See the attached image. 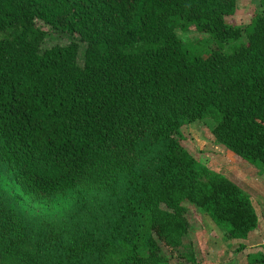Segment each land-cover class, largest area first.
Here are the masks:
<instances>
[{
  "label": "trees",
  "instance_id": "trees-1",
  "mask_svg": "<svg viewBox=\"0 0 264 264\" xmlns=\"http://www.w3.org/2000/svg\"><path fill=\"white\" fill-rule=\"evenodd\" d=\"M258 6L234 25L235 0H0V264H199L185 203L244 241L249 196L180 129L210 118L264 173Z\"/></svg>",
  "mask_w": 264,
  "mask_h": 264
},
{
  "label": "rangeland",
  "instance_id": "rangeland-1",
  "mask_svg": "<svg viewBox=\"0 0 264 264\" xmlns=\"http://www.w3.org/2000/svg\"><path fill=\"white\" fill-rule=\"evenodd\" d=\"M258 9V0H235V10L229 21L234 25L246 24ZM176 36L183 42L202 37L192 28L186 32L176 31ZM67 41L55 36L46 45ZM213 125V121L206 118L183 126L180 129L181 145L208 170L223 176L249 196L256 214V228L244 241L232 239L220 227L199 217L195 209L185 203L189 223L186 242L191 243L199 264H246L247 254L264 253V173L216 144L211 135ZM241 244L244 247L238 251ZM174 262L178 263L176 258L170 261Z\"/></svg>",
  "mask_w": 264,
  "mask_h": 264
}]
</instances>
